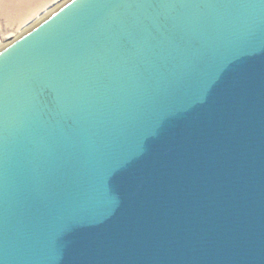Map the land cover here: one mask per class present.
I'll list each match as a JSON object with an SVG mask.
<instances>
[{
	"label": "water",
	"instance_id": "95a60500",
	"mask_svg": "<svg viewBox=\"0 0 264 264\" xmlns=\"http://www.w3.org/2000/svg\"><path fill=\"white\" fill-rule=\"evenodd\" d=\"M0 264H264V0H60L5 42Z\"/></svg>",
	"mask_w": 264,
	"mask_h": 264
},
{
	"label": "rangeland",
	"instance_id": "374dc122",
	"mask_svg": "<svg viewBox=\"0 0 264 264\" xmlns=\"http://www.w3.org/2000/svg\"><path fill=\"white\" fill-rule=\"evenodd\" d=\"M59 1L0 0V47L17 36L28 25L36 22L46 12L55 7V4Z\"/></svg>",
	"mask_w": 264,
	"mask_h": 264
},
{
	"label": "bare ground",
	"instance_id": "6f19581e",
	"mask_svg": "<svg viewBox=\"0 0 264 264\" xmlns=\"http://www.w3.org/2000/svg\"><path fill=\"white\" fill-rule=\"evenodd\" d=\"M17 5V4H16ZM19 7V6H18ZM24 8V7H23ZM17 9H19V8H17ZM20 10V9H19Z\"/></svg>",
	"mask_w": 264,
	"mask_h": 264
}]
</instances>
